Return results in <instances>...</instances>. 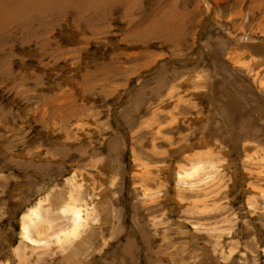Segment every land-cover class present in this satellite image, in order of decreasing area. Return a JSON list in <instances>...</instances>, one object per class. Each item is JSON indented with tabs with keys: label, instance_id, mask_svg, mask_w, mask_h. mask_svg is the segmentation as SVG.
<instances>
[{
	"label": "rangeland",
	"instance_id": "rangeland-1",
	"mask_svg": "<svg viewBox=\"0 0 264 264\" xmlns=\"http://www.w3.org/2000/svg\"><path fill=\"white\" fill-rule=\"evenodd\" d=\"M263 35L264 0H0V264L71 175L110 210L83 264H264V96L225 63ZM197 152L216 167L177 185Z\"/></svg>",
	"mask_w": 264,
	"mask_h": 264
},
{
	"label": "bare ground",
	"instance_id": "bare-ground-1",
	"mask_svg": "<svg viewBox=\"0 0 264 264\" xmlns=\"http://www.w3.org/2000/svg\"><path fill=\"white\" fill-rule=\"evenodd\" d=\"M210 1L211 0H206L208 5H210ZM262 37L264 38V35ZM239 39L244 43L248 41L247 39L251 40L252 38L248 35L246 36L245 33H241ZM255 52L253 47L248 44L237 46V48H233L231 52H229V60L227 59L225 63L232 72L233 69L235 73H238V71H245L247 78H249L245 79L248 81V90L251 89L255 95L258 93V96L259 94L264 96V59L259 57L256 58L255 55H253ZM221 73L222 72L219 73V71L215 72V79L216 77H220L221 81H224L225 79L222 77ZM226 74L224 73V75ZM229 76L230 75H226V77ZM209 78V76L204 77L201 75L200 77H194V79H185L183 83H185L186 86L194 87L198 82L199 86L204 85V88H206V84L208 85L209 83ZM203 79L206 81L204 82ZM229 79H231V76ZM230 81L232 82L234 79L232 78ZM181 82L182 81H180V83ZM231 82L229 83L230 85ZM210 86L211 85H208V87ZM235 86L238 87L239 85L233 84L232 88ZM177 87L181 89L182 85L179 84ZM204 88L203 90L197 89V91L202 92ZM211 108L214 113L216 112L221 115L218 108L213 106ZM221 118L224 120V117L220 116V119ZM204 122H206L208 126L211 122V116L205 118ZM224 122L225 120L223 123ZM190 148L192 149L193 146L189 145L187 149L182 148V150L186 152V150ZM191 151L192 150H190V152ZM203 155L205 154L198 152L189 154L185 159L189 163V166L185 167V169L181 166L176 167L174 179L177 185L183 186L190 184L191 187V183L196 182V180H199L203 175L209 174L206 172L207 170L216 167L214 160L208 162L203 161L205 159ZM210 155H212L211 152L205 156L207 158ZM95 197H89L88 193H86V189L83 188L80 182L75 180L72 175L64 180L63 187L60 188L56 186L45 190L44 194L35 201L33 205L26 207L21 213L19 221L20 231L18 234L20 237V244L19 247H13L14 251L10 252V254L14 255L15 259L13 260L11 258V261H5L4 264H13L15 261L18 262L17 264H36L38 259L37 255L36 258L29 260V256L32 257L33 255L29 254V251L35 253L39 251L56 253L58 254V264H83L87 256L93 252L97 253L101 251L102 241L98 239L97 227L102 221L104 223L107 220L110 210L105 209V204L107 203L105 197ZM98 213L102 214V216L99 217L100 223L99 221L97 222Z\"/></svg>",
	"mask_w": 264,
	"mask_h": 264
}]
</instances>
